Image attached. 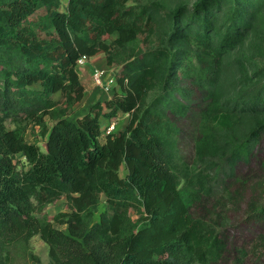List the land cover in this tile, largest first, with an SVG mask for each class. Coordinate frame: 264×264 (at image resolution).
<instances>
[{"label": "trees", "instance_id": "1", "mask_svg": "<svg viewBox=\"0 0 264 264\" xmlns=\"http://www.w3.org/2000/svg\"><path fill=\"white\" fill-rule=\"evenodd\" d=\"M164 1L0 0V237L8 243L40 236L49 264L224 259L222 225L199 211L214 189L247 182L240 166L260 159L264 168V0ZM101 52L122 68L118 89L75 118L86 96L78 61ZM121 114L126 129L105 135L101 119ZM192 115L190 164L178 144ZM18 155L28 169H17ZM256 186L248 216L264 225V184ZM62 198L68 211L50 217L47 207ZM29 264L42 261L31 255Z\"/></svg>", "mask_w": 264, "mask_h": 264}, {"label": "rangeland", "instance_id": "2", "mask_svg": "<svg viewBox=\"0 0 264 264\" xmlns=\"http://www.w3.org/2000/svg\"><path fill=\"white\" fill-rule=\"evenodd\" d=\"M181 0H165V4L169 7H173L175 4L179 3ZM187 2H194L195 0H186ZM66 1L63 2L60 10H65ZM118 36L115 34L111 37H106L108 43L114 41ZM144 45V37L138 44ZM89 58V57H88ZM102 61L96 59L99 70L105 71V76H114L118 79L121 74L122 68L118 65L109 66L107 64L106 54L102 52ZM90 59V58H89ZM87 66H78V70L82 75L85 89L89 92L96 89L97 97L94 99L88 95L85 100L77 106L74 113V117H82L86 113V106L92 101L95 103L105 102L104 100L108 96L112 95L114 91L118 89V85L115 86L113 92L104 93L101 89L97 88L93 77L91 82L85 77ZM95 69V70H96ZM92 74L94 73V71ZM88 92V93H89ZM94 103V102H93ZM120 118V117H119ZM128 118L122 117L125 121ZM129 120V119H128ZM122 121V122H123ZM128 124V123H127ZM183 134L179 139L178 149L179 156L186 162L193 164L195 160L194 154V144L197 136V131L195 128V115H192L188 119H185L181 123ZM109 126V125H108ZM107 126V127H108ZM106 127V129H107ZM105 129V131H106ZM126 129V128H125ZM124 129V130H125ZM120 128H116L115 132H120ZM28 142H35L31 133L27 135ZM37 144L41 147L43 151H46L45 144L39 140ZM264 143L258 147L257 156L262 158L264 161ZM260 160V159H259ZM255 160L251 165H242L239 167V175L245 179L246 183H241L238 181H231L229 183L228 191L214 189V196L212 199H207L208 201L206 207L199 211L201 216H209L208 219L220 222L221 233L228 242V248L224 259L219 264H264V225L259 222L253 223L249 219V205L254 199L258 197V191L256 192L254 187L256 185L264 184V168L260 164L261 160ZM29 165L25 161L23 155H18L17 157V169H28ZM125 175V169L121 171V176ZM255 184V185H254ZM239 191V192H238ZM107 209L104 200L99 207L98 213L95 216L94 223H98L100 220V215ZM68 211L67 199L62 198L47 207L46 213L53 217L58 213ZM212 214V215H210ZM136 219L135 213H133ZM59 227V226H57ZM62 230L67 231L66 227H60ZM31 255L38 256L42 264H49V248L47 244L43 242L40 236H36L30 240L29 243L16 242L13 244L8 243L6 240L0 237V264H29L31 262Z\"/></svg>", "mask_w": 264, "mask_h": 264}, {"label": "crops", "instance_id": "3", "mask_svg": "<svg viewBox=\"0 0 264 264\" xmlns=\"http://www.w3.org/2000/svg\"><path fill=\"white\" fill-rule=\"evenodd\" d=\"M101 54H102V52L99 53V54H97L95 57L90 58L89 61H88V63L85 64V66H87V68H86V72H85V77L88 78V80H89L90 82H91V78H92V72H93V70H95L96 68H99V66L102 65V64L100 63L99 66H98L97 62L95 61L96 59H98V61H102ZM102 66H103V65H102ZM77 70H78V68H77ZM78 73H79V75H80L81 80L83 81L82 75H81V73L79 72V70H78ZM83 84H84V83H83ZM88 92H89V91L86 89V96H85V98H86L88 95L90 96L89 98H91V99H92V97H93V98H94V97H95V98L97 97V95H96L97 90H96V89H93L92 92H91V91H90L89 93H88ZM104 93H106V92H104ZM111 97H112V95L108 96V97L105 98L104 100H109V99H111ZM95 98H94V99H95ZM99 101H100V100H98L97 102H99ZM93 102L95 103V101H93ZM93 102L91 101V102L86 106V113H88L90 107L94 104ZM79 105H80V104H79ZM77 106H78V105H77ZM77 106H76V108H77ZM86 113H85V114H86ZM122 117H124V118H128V116H127V115H123V114H121L119 120L116 122V123H117L116 128H120L121 131H123V130L126 128L127 123H128V119H129V118H128V119H126L125 121H123V120H122ZM122 121H123V122H122ZM101 123H102L103 129H106V127H107L108 125L111 124L110 121H108V120H106V119H104V118L101 119ZM121 131H120V132H121ZM105 135H106V133H105Z\"/></svg>", "mask_w": 264, "mask_h": 264}, {"label": "built area", "instance_id": "4", "mask_svg": "<svg viewBox=\"0 0 264 264\" xmlns=\"http://www.w3.org/2000/svg\"><path fill=\"white\" fill-rule=\"evenodd\" d=\"M89 61L87 56H82L78 61V66H84ZM105 71L96 69L92 74L93 81L97 88L101 89L103 92L111 93L112 90L117 85V81L114 76L109 75L108 77L105 76ZM117 123L112 122L106 129V135L113 134L116 130Z\"/></svg>", "mask_w": 264, "mask_h": 264}]
</instances>
